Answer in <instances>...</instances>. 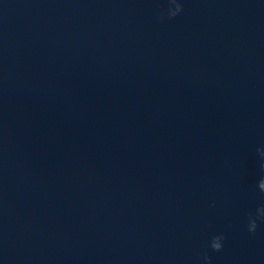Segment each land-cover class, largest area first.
Masks as SVG:
<instances>
[{"label": "water", "instance_id": "water-1", "mask_svg": "<svg viewBox=\"0 0 264 264\" xmlns=\"http://www.w3.org/2000/svg\"><path fill=\"white\" fill-rule=\"evenodd\" d=\"M0 264H264V0H0Z\"/></svg>", "mask_w": 264, "mask_h": 264}, {"label": "clouds", "instance_id": "clouds-1", "mask_svg": "<svg viewBox=\"0 0 264 264\" xmlns=\"http://www.w3.org/2000/svg\"><path fill=\"white\" fill-rule=\"evenodd\" d=\"M216 247H219V245H216Z\"/></svg>", "mask_w": 264, "mask_h": 264}]
</instances>
